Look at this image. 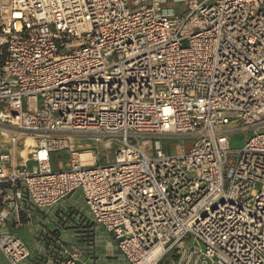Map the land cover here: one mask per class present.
I'll return each mask as SVG.
<instances>
[{
    "label": "built area",
    "instance_id": "built-area-1",
    "mask_svg": "<svg viewBox=\"0 0 264 264\" xmlns=\"http://www.w3.org/2000/svg\"><path fill=\"white\" fill-rule=\"evenodd\" d=\"M0 132L10 264L8 227L76 191L127 264H264V0H0Z\"/></svg>",
    "mask_w": 264,
    "mask_h": 264
},
{
    "label": "rangeland",
    "instance_id": "rangeland-1",
    "mask_svg": "<svg viewBox=\"0 0 264 264\" xmlns=\"http://www.w3.org/2000/svg\"><path fill=\"white\" fill-rule=\"evenodd\" d=\"M173 3L171 2V4ZM167 6H169V3ZM183 10L184 3L176 8L178 12ZM246 137L247 134L244 133L233 135L231 138V147L235 149L242 148L246 142ZM3 138L0 132V139ZM85 143L90 144L95 149L98 160L102 164L112 161L115 156V151L118 149L116 143L110 146L105 145V142L87 140ZM68 161L69 157L67 153L62 152L61 157H54L52 159V168L58 169L60 166L66 167ZM77 197L82 202L77 207L70 208L66 205H57L52 208L36 210L32 212L31 224L28 223L20 228L10 225L8 231L20 236L27 245L30 244L29 241L36 242L38 240L39 243L42 242L39 244L40 249H38V252L48 253H54L56 247H58V239L64 240L68 244L77 243L83 246H86L93 239L94 249H92V252L97 256L95 264H124L125 260L118 249L111 252L112 246L116 245L113 236L93 222L81 191H79ZM78 237L80 238L79 241ZM84 251L86 262L92 264L91 251L87 248ZM107 252H110V254H107ZM0 264H5L1 257Z\"/></svg>",
    "mask_w": 264,
    "mask_h": 264
},
{
    "label": "crops",
    "instance_id": "crops-1",
    "mask_svg": "<svg viewBox=\"0 0 264 264\" xmlns=\"http://www.w3.org/2000/svg\"><path fill=\"white\" fill-rule=\"evenodd\" d=\"M78 193L79 191H76L69 199H67L65 202L59 205L60 206L66 205L70 208L79 206L80 204H82V202H80V199L77 197ZM29 224H31V222ZM79 240L80 238L78 237V241ZM29 243L30 244H28V246H29L31 255L29 259L27 260L26 264H52V261L54 260V256H55L54 253L41 252L40 250H39L40 252H38V249H40L39 244L42 242L39 243V241L36 240V242L29 241ZM116 249H118L117 246L113 245L111 248V252H113ZM107 254H110V252H107ZM0 257L2 258L5 264H10L5 258V256L3 255L1 250H0ZM124 264H126V262Z\"/></svg>",
    "mask_w": 264,
    "mask_h": 264
},
{
    "label": "bare ground",
    "instance_id": "bare-ground-1",
    "mask_svg": "<svg viewBox=\"0 0 264 264\" xmlns=\"http://www.w3.org/2000/svg\"><path fill=\"white\" fill-rule=\"evenodd\" d=\"M98 142V141H97ZM105 145H108V146H110V144H105ZM28 152V149H26L24 152H23V154H26ZM85 157V159L87 160V161H89V162H92V161H94V157L92 156V155H85L84 156Z\"/></svg>",
    "mask_w": 264,
    "mask_h": 264
}]
</instances>
